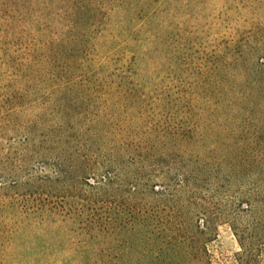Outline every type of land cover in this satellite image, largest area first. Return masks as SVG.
<instances>
[{
	"label": "trees",
	"instance_id": "1",
	"mask_svg": "<svg viewBox=\"0 0 264 264\" xmlns=\"http://www.w3.org/2000/svg\"><path fill=\"white\" fill-rule=\"evenodd\" d=\"M221 222L264 264V0H0V264H215Z\"/></svg>",
	"mask_w": 264,
	"mask_h": 264
},
{
	"label": "rangeland",
	"instance_id": "2",
	"mask_svg": "<svg viewBox=\"0 0 264 264\" xmlns=\"http://www.w3.org/2000/svg\"><path fill=\"white\" fill-rule=\"evenodd\" d=\"M44 151L41 149L40 146L30 149L27 151V158L29 161H35V165L43 168L46 173H52L55 168H53L52 163L47 164L41 158V154ZM45 153V152H44ZM40 155V156H39ZM44 155V154H42ZM17 164L18 163H14ZM73 174V173H72ZM101 174H98V177H101ZM73 176V175H72ZM72 181V178H70ZM159 179V178H156ZM158 181V180H156ZM159 187V186H158ZM67 234L64 231H60V235L57 234L54 230H51L45 233L42 237L45 238L47 241L54 242L60 241V251L59 252H67L71 251L72 249L68 248V242L66 241ZM209 251L211 254V258L215 262V264H231L235 261V254L236 251L240 249L239 242L233 233V230L228 222H221L217 226V234L213 240L208 243ZM51 251V250H50ZM58 252V253H59ZM46 253V252H45Z\"/></svg>",
	"mask_w": 264,
	"mask_h": 264
}]
</instances>
